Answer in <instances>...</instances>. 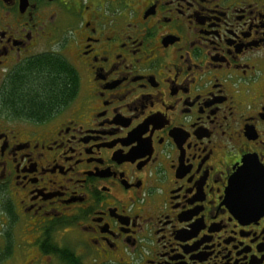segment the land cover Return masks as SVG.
Returning a JSON list of instances; mask_svg holds the SVG:
<instances>
[{"label":"flooded vegetation","instance_id":"af4514ba","mask_svg":"<svg viewBox=\"0 0 264 264\" xmlns=\"http://www.w3.org/2000/svg\"><path fill=\"white\" fill-rule=\"evenodd\" d=\"M262 198L264 0H0V264H264Z\"/></svg>","mask_w":264,"mask_h":264},{"label":"trees","instance_id":"16d2710c","mask_svg":"<svg viewBox=\"0 0 264 264\" xmlns=\"http://www.w3.org/2000/svg\"><path fill=\"white\" fill-rule=\"evenodd\" d=\"M72 73L65 64L54 57H39L20 72L16 93V71L7 86L6 100L13 111L43 112L57 104L70 89ZM64 79V80H63ZM69 264H79L70 258Z\"/></svg>","mask_w":264,"mask_h":264},{"label":"water","instance_id":"95a60500","mask_svg":"<svg viewBox=\"0 0 264 264\" xmlns=\"http://www.w3.org/2000/svg\"><path fill=\"white\" fill-rule=\"evenodd\" d=\"M263 199V201H264V198H262Z\"/></svg>","mask_w":264,"mask_h":264}]
</instances>
